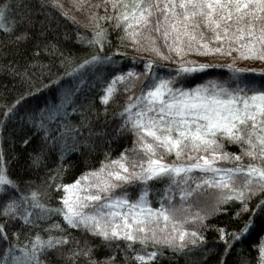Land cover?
I'll use <instances>...</instances> for the list:
<instances>
[{"label": "snow or ice", "instance_id": "1", "mask_svg": "<svg viewBox=\"0 0 264 264\" xmlns=\"http://www.w3.org/2000/svg\"><path fill=\"white\" fill-rule=\"evenodd\" d=\"M109 5L112 15L107 14ZM76 7L82 8L83 0H77ZM94 7L100 9L102 5ZM49 8L60 9L62 16L75 23L53 0H0V29L6 34L0 44L19 46L33 34L42 38L33 51L35 62L26 61L21 67L13 61L5 66L7 73L21 84L40 80L42 86L35 90L29 87L11 102L0 104V264H45L49 252L69 244L76 247L64 258L83 256L85 264H116L117 256H122L125 264L129 260L153 264L165 249L173 255L199 253L207 261L212 248L202 232L211 227L205 221L231 203L239 205L236 219L245 215L248 219L239 232L215 229L223 241L222 253L216 254L217 264H229V260L232 264H253L250 255L239 246L257 219L264 218V82L258 84L248 76L264 77V73L227 65L233 73L231 84L189 88L184 84L188 75L215 65L181 64L168 78L155 73L153 61H145L140 72L112 69L114 74L103 89L100 102L107 115L109 103L116 102V85L124 86L126 101L117 114L120 123L113 135L131 136L132 147L111 160V166L102 163L100 169L83 174L73 184L56 185L57 192L62 189L65 193L59 201L62 207L46 203L38 190L25 195L21 183L29 189L32 185L10 178L9 165L17 157L10 156L4 145L14 147L12 137L18 134L21 148H32L27 154V168L38 170L48 155L59 153L63 159L67 153L79 151L81 145L90 147L94 138L108 135L107 131L95 130L93 119L98 121L100 113L85 89L89 73L116 63L111 56L100 54L107 29L99 21H115L113 27L124 33L121 40L127 37L139 44L143 37L149 50L163 59L169 57L161 51L158 40L181 57L186 50L195 48L198 55H231L235 51L242 60L264 61V0H103L105 15L93 13L90 17L95 22L93 39L85 41L77 34L78 42L89 49L99 45V49L90 51L79 63L70 50L48 41L54 19ZM8 12L19 14L13 27L3 24ZM16 24L21 26L19 32ZM205 31L211 33L207 42ZM213 43L217 44L215 48L210 47ZM41 53L51 58L48 64L39 62ZM73 64L71 71L65 67ZM53 67L65 70L53 78ZM10 124L17 127L6 135ZM36 140L39 145L32 147ZM221 140L238 145L241 155L217 154V149L223 148ZM209 150L211 158L192 155ZM172 155L173 163H165L164 157ZM241 156L257 163H241L234 168L217 166L218 160L241 161ZM55 179L50 177L53 182ZM163 181H167V187L160 194L159 207L153 208L149 199L151 184ZM137 187L136 199H130L129 189ZM174 188L180 193L178 205ZM116 189H121L119 195H114ZM208 189L217 195L205 211L196 205ZM179 214L186 215L179 219ZM57 216L62 223H48ZM186 224L193 227L186 229ZM15 225L19 227L10 236L8 229ZM25 230L30 240L19 249L23 257L13 255L20 232ZM41 231L48 234L47 239ZM73 231L99 241L101 248L111 250V255L102 260L94 258L92 242L73 239ZM149 247L153 250L147 251ZM257 250L255 264H264V238Z\"/></svg>", "mask_w": 264, "mask_h": 264}, {"label": "trees", "instance_id": "2", "mask_svg": "<svg viewBox=\"0 0 264 264\" xmlns=\"http://www.w3.org/2000/svg\"><path fill=\"white\" fill-rule=\"evenodd\" d=\"M54 3L59 4V0H53ZM60 5V4H59ZM61 6V5H60ZM63 9V7L61 6ZM48 11L51 13L54 19L51 23L52 31L48 33V41L57 42L59 46L65 50H70L76 56V62L79 63L81 59L89 54L92 50H98L99 45L95 49H89L84 44L78 42V35L83 37V39L89 40L93 39V30L95 24L86 23L79 17L71 15L68 11L63 9L68 14V17L73 19L65 18L60 14V9L49 8ZM19 19V14L14 12L6 13L3 24L7 27H13L14 21ZM100 23V22H99ZM115 21L105 22L102 21L101 27L107 29V39L104 42V50L100 54L102 56H111L113 63L111 65H105L99 72L89 73L88 83L85 85L87 95L89 98L94 101V109L100 113L99 120L93 119V124L97 132L107 131L108 135L102 138H94L95 142L91 144L90 147L80 146L79 151L67 153L63 159L60 158L59 153H53L48 155L41 167L38 170H29L27 168V154L32 150L29 148L27 150L21 148L19 143V135L12 137L14 147L9 146L8 143H5V149L9 150V155L14 154L17 159L12 161L9 165L8 175L13 180L17 182L28 181L31 183L32 188L29 189L26 183H21V190L27 195L31 190H38L42 194V199L46 203H50L52 207H62L59 203L60 198L65 195L61 189L59 192L56 191V185H70L73 184L77 179H79L83 174L96 171L101 168L103 164H109L111 160H116L120 157L121 152L126 148L132 147L133 138L129 135L116 136L113 135V131L116 126L120 123V118L117 115L123 107V104L126 101V95L123 93V85L117 84L116 87L119 90L116 97L115 103H109L107 106V115H105V105L101 104L100 97L104 95L103 89L107 86V82L111 80L112 69H123L125 71L131 69L136 72H140L143 69V64L145 61L154 62V71L155 73L162 77L168 78L175 75V70L182 64L180 61L176 60L172 52L168 50L163 44V40H158L157 44L161 48V51L169 57V59H163L161 56H158L155 52L149 50L148 42L140 38L139 44H134L132 47H128L126 43L127 37L123 40L119 39L120 36H123V30H116L113 25ZM17 32L21 30L19 24L15 25ZM5 33L0 29V40H5ZM110 41V44L108 43ZM42 42V38L37 37L33 34L32 38L26 42H22L19 46L6 43L0 44V104L5 101L11 102L21 93L26 92L29 87L33 90L35 88L41 87V81L36 80L33 84H21L18 79H13L7 71L5 66L9 63L16 61L21 67L25 64L26 61H33V51L37 43ZM123 53V56H116L114 53ZM135 58V63L133 59ZM50 57L45 56L41 53L39 57V62L43 64H48ZM59 63V61H57ZM215 65L214 67H209L203 72H197L188 75L184 84L185 87L194 88L196 86L204 85L211 87L212 83L222 84L228 82L231 84V78L233 73L229 70L227 65H233L232 63H222V64H208ZM75 65H66L67 70L71 69ZM236 68L252 70L256 73H264V68H251V67H240L234 65ZM64 68L53 67L51 75L53 78L57 74H63ZM243 78V75H242ZM249 79H255L257 83L264 82V77L262 76H248ZM44 82H47V78L44 79ZM140 87L137 86L135 94H139ZM82 99V97H81ZM105 121H107V127H104ZM17 127L16 125L10 124L8 133L12 132L13 128ZM86 134V133H85ZM223 144L222 149H217V154L228 153L230 155H241V149L238 145L232 144L227 140L220 141ZM39 145V140H36L32 147H37ZM193 156H197L192 153ZM107 156V159H106ZM131 157L129 158V167H131ZM175 160L174 155L165 156V163H173ZM243 163L247 165L248 163H257V161H251L246 156H241V161H235L233 159L223 160L217 166L222 168H234L239 164ZM111 166V165H110ZM138 170V169H137ZM198 175V174H194ZM50 177H55V181H51ZM239 183V182H238ZM167 187V181L163 182H153L151 184L150 196L151 206L153 208L159 207L160 194ZM139 188H130L129 189V198L136 199L137 192ZM176 193L175 203L178 205L180 202V193L177 189H173ZM121 189H116L114 195H119ZM217 195L216 191L213 189H208L204 196L201 197L200 201L197 203L196 207L202 208L205 211L209 210L212 203H214L215 196ZM238 203H231L223 205L222 211L220 214L210 216L205 222L211 227V230L203 231L202 235L205 236L208 241V246L212 248V252L208 254L207 261H204L199 253H193L191 256L188 255H173L170 250H163V255L158 258L153 264H217V253H222L223 251V241L220 240V233L216 231L217 228H224L228 232H239L243 228L245 221L248 219V216L245 215L240 219L235 218V212L238 209ZM89 211V209H85ZM193 212L196 211V208L192 209ZM203 214V212H202ZM186 214H179L178 218L183 219ZM60 221L62 223L61 217H53L52 221L48 223H53ZM63 226V225H62ZM18 225L9 228L8 232L11 236L12 231L18 229ZM186 229H191L192 224H186L184 226ZM171 225H169V230ZM40 231V230H35ZM35 231H33L32 236H34ZM27 230L21 231L19 235V241L17 244V249L13 252V255L21 253L19 251L25 244H29L30 237L26 234ZM41 236L44 239H47L48 234L41 231ZM72 237L75 240H89L92 242L94 251V258L103 259L111 255V250L107 248H101L99 241H94L92 237L87 236L83 232L73 231ZM261 238H264V218H258L250 234L243 238L240 248L243 249L245 253H248L252 258L253 264H255V258L258 255L257 246L260 244ZM187 241V238H186ZM179 241L177 240V243ZM190 246V245H189ZM76 247L75 244H69L62 248L56 249L52 252H49L45 258V264H85V259L83 256L77 257L74 260H67L66 257L72 249ZM81 247L83 245L81 244ZM137 250H140V246L137 245ZM3 249L0 248V251ZM151 247L147 251H152ZM144 254V253H141ZM131 256V253H129ZM116 264H125L122 256H117ZM127 264H136L135 261L129 260ZM229 264H232V260H229Z\"/></svg>", "mask_w": 264, "mask_h": 264}, {"label": "rangeland", "instance_id": "3", "mask_svg": "<svg viewBox=\"0 0 264 264\" xmlns=\"http://www.w3.org/2000/svg\"><path fill=\"white\" fill-rule=\"evenodd\" d=\"M77 0H59V4L68 11L71 15H74L76 17H79L86 23H93L95 22L90 20V17L92 16L93 13H97L99 16H104L105 12L103 11V0H83V7L82 8H77L76 7ZM102 5L100 9H97L94 7L95 5ZM108 15H112V10L109 5V12L107 13ZM102 23V21H99ZM211 37V33L205 31V42ZM126 43L128 47H132L133 43L126 39ZM171 43V41H169ZM217 44H210V47L215 48ZM225 47H227L225 45ZM173 57L180 61L182 64H187L189 62H192L196 65L200 64H222V63H232L233 65L236 66H242V67H251V68H264V61L260 60H242L239 58V55L237 52L233 51L231 55H222L220 53H215V54H209V55H198L196 54L195 48L191 51L185 52V54L181 57L180 55H177L176 52L171 51ZM195 155L201 156V155H206L209 158L212 156L211 150L208 152H199L196 153L194 152ZM223 162V160H218L217 165ZM219 167V166H218ZM16 256H21L23 257V253L16 254Z\"/></svg>", "mask_w": 264, "mask_h": 264}]
</instances>
